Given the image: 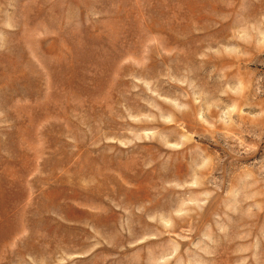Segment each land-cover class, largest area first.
<instances>
[{
	"label": "rangeland",
	"instance_id": "obj_1",
	"mask_svg": "<svg viewBox=\"0 0 264 264\" xmlns=\"http://www.w3.org/2000/svg\"><path fill=\"white\" fill-rule=\"evenodd\" d=\"M0 264H264V0H0Z\"/></svg>",
	"mask_w": 264,
	"mask_h": 264
}]
</instances>
